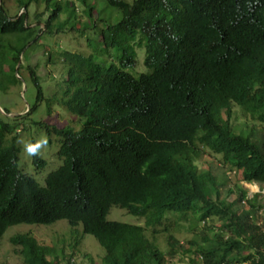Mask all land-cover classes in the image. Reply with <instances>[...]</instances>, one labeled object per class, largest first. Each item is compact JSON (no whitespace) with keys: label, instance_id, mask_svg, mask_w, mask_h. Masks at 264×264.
Returning a JSON list of instances; mask_svg holds the SVG:
<instances>
[{"label":"trees","instance_id":"1","mask_svg":"<svg viewBox=\"0 0 264 264\" xmlns=\"http://www.w3.org/2000/svg\"><path fill=\"white\" fill-rule=\"evenodd\" d=\"M39 1L50 11L45 32L28 21V7ZM3 2L0 90L7 91L20 82L27 49L64 31L65 22L52 23L76 5L19 0L26 11L11 17ZM80 4L89 19L68 29L94 33L86 38L90 52H57L65 76L49 96L29 66L35 105L25 115L0 116V239L11 226L65 220L75 235L81 227L97 240L102 264H264V204L242 185H264V0ZM136 47L145 48L148 70L137 76L129 72ZM43 101L81 122L80 130L36 123L49 143L56 140L62 161L44 185L20 169L18 145ZM235 108L249 119L247 131L233 126ZM33 158L37 171L45 167L36 151ZM220 166L238 183L222 182ZM112 207L144 225L108 220ZM188 216L190 225H180ZM181 226L194 234L185 242L175 233ZM11 244L25 264H74L72 255L59 256L30 234Z\"/></svg>","mask_w":264,"mask_h":264},{"label":"rangeland","instance_id":"2","mask_svg":"<svg viewBox=\"0 0 264 264\" xmlns=\"http://www.w3.org/2000/svg\"><path fill=\"white\" fill-rule=\"evenodd\" d=\"M24 1L27 2L28 0ZM66 1L73 2L76 5L74 7L75 13L72 14L69 10L59 15V18L56 19L52 25L58 22H65V30L54 35H43L38 43H32V47L27 49L26 56H28V60L24 57L21 58L20 66L22 65L23 68L21 69V75L17 74V78L20 81L19 84L9 87L7 91L0 90V116L13 118L18 115H25L30 107L35 105L38 90L31 81L30 72L27 70L29 66L36 68V73L40 78L42 88H44L45 96H49L56 90V83L59 81L60 76H65L61 57L57 56V52L71 51L86 54L90 52L86 38L92 39L94 33L91 32L84 36H80V34L77 33L78 31L68 29L69 26L72 27L74 22L78 23L81 27L84 22L88 21L89 18L85 13V6L80 4V0H62L63 3ZM3 4L11 17H15L17 14L26 11L20 7L19 0H4ZM27 11L29 13L28 21L32 23L33 26H37L39 30L41 29L43 32L47 31L45 20L48 18L50 11L45 9L42 1H39L38 4L32 2ZM106 11L109 12L108 9H106ZM36 14L42 15L41 21L37 20L38 17H36ZM40 35H42V33ZM6 38L11 42L15 41V37L11 36ZM136 52L137 64L134 68L129 69V72L135 76L148 71L144 65L145 48L136 47ZM50 54L53 55V59L49 60ZM97 58L102 61L100 56H97ZM233 113V126L238 130L242 129L243 131H247L251 127L249 119L246 118L238 108H235ZM40 120L57 127L70 126L75 130L81 129V122L76 116L72 115L58 104L55 103L49 106L44 101L40 103L37 111L31 115L30 119H26V130L20 133L21 135L18 140V145L20 147L19 167L23 172L44 185L47 175L56 170L62 164V161L57 157L59 146L56 140L49 143V139L52 138L49 137L45 130H41L37 126L36 123L40 122ZM37 144H39L36 149L38 157L46 161L45 167L40 171L36 169L33 158L34 154H30L26 151V146H35ZM202 159L207 160L209 158L206 156ZM221 167L222 166L216 167L219 170H215L218 174L222 173V182H227L229 186L238 183L236 174L226 172L225 168L221 170ZM242 185L244 188L248 189L250 198L255 194H259L260 197L258 200L261 204H264V185L247 183ZM107 219L133 225H144L143 218L133 216L119 207H112ZM180 219V225H186V227L190 225L189 216ZM201 226L203 225L200 223L197 230L201 229ZM181 228V232H178L177 229L175 233H177V237L180 238L182 242L194 236L193 233L187 232L184 226H181ZM73 230L74 229H72L65 220H59L50 225L18 224L11 226L0 239V263L25 264L22 256L17 254L18 252L15 251L16 248L11 244V238L17 234H30L37 239L40 245L49 247L59 256L65 255V257L68 256L70 258L72 255V262H74V264H102L101 260L105 255V250L99 245L97 240L89 234L83 236L81 227H78L76 235L73 233ZM76 238H80V245L78 246H75ZM159 244L163 250L166 251L168 249L166 235L160 236Z\"/></svg>","mask_w":264,"mask_h":264},{"label":"clouds","instance_id":"3","mask_svg":"<svg viewBox=\"0 0 264 264\" xmlns=\"http://www.w3.org/2000/svg\"><path fill=\"white\" fill-rule=\"evenodd\" d=\"M39 146V144L33 146V145H28L26 146V151L30 154H34L36 151V148Z\"/></svg>","mask_w":264,"mask_h":264}]
</instances>
